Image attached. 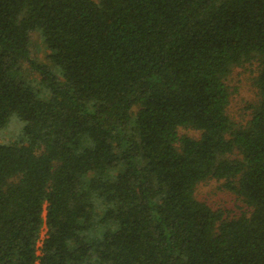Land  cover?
I'll return each mask as SVG.
<instances>
[{"label":"trees","instance_id":"obj_1","mask_svg":"<svg viewBox=\"0 0 264 264\" xmlns=\"http://www.w3.org/2000/svg\"><path fill=\"white\" fill-rule=\"evenodd\" d=\"M252 61L239 125L225 80ZM12 118L0 264H264V0H0V131ZM210 180L248 213L197 200Z\"/></svg>","mask_w":264,"mask_h":264},{"label":"rangeland","instance_id":"obj_2","mask_svg":"<svg viewBox=\"0 0 264 264\" xmlns=\"http://www.w3.org/2000/svg\"><path fill=\"white\" fill-rule=\"evenodd\" d=\"M31 40L30 57L40 64L50 65L47 58L49 51L44 46L41 37L36 32L29 34ZM21 73L24 80L32 82L43 94V89L38 86V75L29 70L28 64H21ZM258 73V64L255 61L246 63L242 66L233 67L228 74L225 84L229 90V104L227 106V115L236 124L244 125L249 119V106L256 101V89L253 81ZM45 95L42 96L44 98ZM16 122V123H15ZM19 124V125H18ZM15 119H11L7 127L0 131L1 142H11L16 140L20 123ZM199 132L190 128H178L177 135L187 136L193 139L199 138ZM195 198L206 203L213 210H220L224 217H237L241 214L248 213V207L235 196L233 193L221 188V182L210 180L199 183L196 186ZM46 229L43 226L38 235L36 246L39 250L42 240L45 238Z\"/></svg>","mask_w":264,"mask_h":264}]
</instances>
